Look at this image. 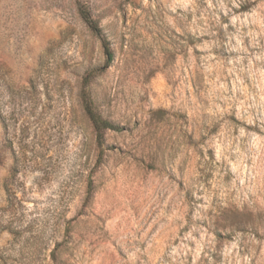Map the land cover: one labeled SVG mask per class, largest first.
<instances>
[{
    "label": "rangeland",
    "instance_id": "374dc122",
    "mask_svg": "<svg viewBox=\"0 0 264 264\" xmlns=\"http://www.w3.org/2000/svg\"><path fill=\"white\" fill-rule=\"evenodd\" d=\"M0 264H264V0H0Z\"/></svg>",
    "mask_w": 264,
    "mask_h": 264
},
{
    "label": "trees",
    "instance_id": "16d2710c",
    "mask_svg": "<svg viewBox=\"0 0 264 264\" xmlns=\"http://www.w3.org/2000/svg\"><path fill=\"white\" fill-rule=\"evenodd\" d=\"M94 125H95V128H96L97 132L99 133L98 134L99 138H102V133L101 132L103 130H113V131H118L119 130L118 128H116L115 126L111 125L110 123L101 121L99 118H95L94 119Z\"/></svg>",
    "mask_w": 264,
    "mask_h": 264
}]
</instances>
